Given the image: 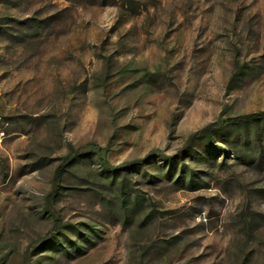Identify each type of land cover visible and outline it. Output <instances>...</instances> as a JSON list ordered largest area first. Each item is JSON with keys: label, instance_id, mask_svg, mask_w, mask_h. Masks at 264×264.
Wrapping results in <instances>:
<instances>
[{"label": "rangeland", "instance_id": "374dc122", "mask_svg": "<svg viewBox=\"0 0 264 264\" xmlns=\"http://www.w3.org/2000/svg\"><path fill=\"white\" fill-rule=\"evenodd\" d=\"M261 110L264 0H0V264H264Z\"/></svg>", "mask_w": 264, "mask_h": 264}, {"label": "trees", "instance_id": "16d2710c", "mask_svg": "<svg viewBox=\"0 0 264 264\" xmlns=\"http://www.w3.org/2000/svg\"><path fill=\"white\" fill-rule=\"evenodd\" d=\"M259 123L262 126L260 127V132L255 130ZM227 125H230L229 127H241L239 131L227 130V136L230 135L231 138L223 137L229 140V143L235 148L239 157L245 158L250 156L254 151H259V153L264 151V110L233 116L227 120ZM251 126L255 127L252 133L249 131V127Z\"/></svg>", "mask_w": 264, "mask_h": 264}]
</instances>
